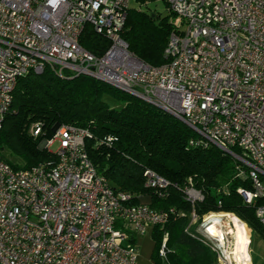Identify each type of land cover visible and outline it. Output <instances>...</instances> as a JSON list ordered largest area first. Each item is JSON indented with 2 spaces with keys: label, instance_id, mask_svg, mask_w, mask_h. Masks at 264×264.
Here are the masks:
<instances>
[{
  "label": "built area",
  "instance_id": "built-area-1",
  "mask_svg": "<svg viewBox=\"0 0 264 264\" xmlns=\"http://www.w3.org/2000/svg\"><path fill=\"white\" fill-rule=\"evenodd\" d=\"M129 3L0 0V130L20 77L46 67L88 76L181 120L196 135L190 146H214L248 168L252 190H237L246 203L263 196L264 0H166L173 29L167 62L157 67L121 39ZM86 27L108 39L102 55L80 45ZM30 133L40 136L42 124ZM90 138L87 129L59 125L39 143L53 160L20 170L0 160V264H140L130 235L164 226L169 212L113 192L88 157ZM143 176L159 195L169 186L152 170ZM185 199L202 197L190 187ZM210 215L200 219L205 230ZM256 217L264 227V205Z\"/></svg>",
  "mask_w": 264,
  "mask_h": 264
},
{
  "label": "trees",
  "instance_id": "trees-1",
  "mask_svg": "<svg viewBox=\"0 0 264 264\" xmlns=\"http://www.w3.org/2000/svg\"><path fill=\"white\" fill-rule=\"evenodd\" d=\"M149 1L134 0L138 6L129 3L121 39L138 60L157 67L167 62L164 51L173 28L168 10L161 17L141 8ZM162 1L167 8L166 0ZM79 42L98 56L109 46L108 39L90 27L84 29ZM107 99L124 104L117 109ZM39 122L42 134L33 137L30 128ZM56 125L89 130L88 157L113 192L131 194L133 204L169 212L164 226L151 229L152 264L162 260L167 264H216L219 253L214 245L189 228L193 214L200 221L211 212L235 215L254 233L252 263L264 257V227L256 217L257 208L264 205V194L246 203L237 190H252L248 168L214 146H190L196 135L181 120L97 79L65 71L59 74L46 67L41 74L28 73L16 82L0 130V160L14 170L53 160L39 143L52 137ZM106 137L112 138L110 144L97 143ZM232 152L238 154L235 148ZM146 169L169 182L163 195L146 188ZM190 187L202 197L194 204L185 199ZM129 241L136 243L133 234ZM162 243L165 259L159 256Z\"/></svg>",
  "mask_w": 264,
  "mask_h": 264
},
{
  "label": "rangeland",
  "instance_id": "rangeland-1",
  "mask_svg": "<svg viewBox=\"0 0 264 264\" xmlns=\"http://www.w3.org/2000/svg\"><path fill=\"white\" fill-rule=\"evenodd\" d=\"M130 4L138 6V4L134 2V0H130ZM141 8L149 12H157L161 17H165L168 14L166 4L162 0L149 1L146 3V5H142ZM107 101L117 109L122 107L124 104L123 101H114L111 99H107ZM55 148L56 146L54 145L51 150H55ZM261 180L264 183V177L261 178ZM211 213L218 214L213 212ZM208 214L206 215L208 216ZM236 219L238 220H236V222L234 220L230 221L226 217L221 219L222 235L224 234L222 236V240H219L217 237L212 236L207 230L203 229L204 227L201 225L202 222L199 220L191 221V224L189 225L190 229H195L197 232H200L214 245L219 253L216 264H253V251L251 242L252 239H255L254 233L248 227L245 229L237 217ZM245 235L249 236V238H246ZM256 243H258V241H256ZM152 249L153 242L150 237L142 236L139 241L140 264L152 263L150 260V253ZM161 264L167 263L162 260ZM257 264H264V257L260 259Z\"/></svg>",
  "mask_w": 264,
  "mask_h": 264
},
{
  "label": "bare ground",
  "instance_id": "bare-ground-1",
  "mask_svg": "<svg viewBox=\"0 0 264 264\" xmlns=\"http://www.w3.org/2000/svg\"><path fill=\"white\" fill-rule=\"evenodd\" d=\"M228 218L230 221L234 220L236 222V217L233 214L230 213H218V214H212L209 216L210 224L207 226L206 230L213 236L217 237L219 240H222V225H221V219L222 218ZM238 221V220H237ZM240 221V220H239ZM242 226L246 229L247 226L242 222ZM224 230V229H223ZM246 231V230H245ZM231 232V230H230ZM246 238H249V236L245 235ZM227 237V236H226ZM228 239V238H227ZM225 251V250H224ZM228 258V257H227Z\"/></svg>",
  "mask_w": 264,
  "mask_h": 264
},
{
  "label": "crops",
  "instance_id": "crops-1",
  "mask_svg": "<svg viewBox=\"0 0 264 264\" xmlns=\"http://www.w3.org/2000/svg\"><path fill=\"white\" fill-rule=\"evenodd\" d=\"M150 233H151V230H148V231H147L144 235H142V236L150 237ZM142 236L136 238V242L138 243V246H139L140 238H141ZM150 239H151V238H150ZM150 254H151V253H150ZM139 262H140V261H139ZM151 264H152V263H151Z\"/></svg>",
  "mask_w": 264,
  "mask_h": 264
},
{
  "label": "water",
  "instance_id": "water-1",
  "mask_svg": "<svg viewBox=\"0 0 264 264\" xmlns=\"http://www.w3.org/2000/svg\"><path fill=\"white\" fill-rule=\"evenodd\" d=\"M58 126H59V125H56V126L54 127V130H56Z\"/></svg>",
  "mask_w": 264,
  "mask_h": 264
}]
</instances>
